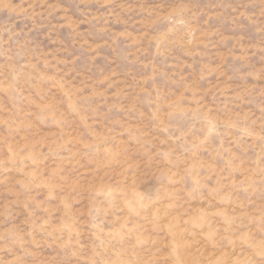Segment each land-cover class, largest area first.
<instances>
[{
  "label": "rangeland",
  "instance_id": "374dc122",
  "mask_svg": "<svg viewBox=\"0 0 264 264\" xmlns=\"http://www.w3.org/2000/svg\"><path fill=\"white\" fill-rule=\"evenodd\" d=\"M0 264H264V0H0Z\"/></svg>",
  "mask_w": 264,
  "mask_h": 264
}]
</instances>
